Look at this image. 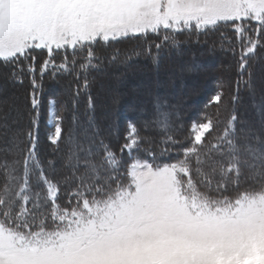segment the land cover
<instances>
[{"label": "snow or ice", "instance_id": "obj_1", "mask_svg": "<svg viewBox=\"0 0 264 264\" xmlns=\"http://www.w3.org/2000/svg\"><path fill=\"white\" fill-rule=\"evenodd\" d=\"M209 36L235 61L215 112L185 126L157 100L98 130L90 77L115 45L158 63ZM261 61L264 0H0V78L24 88L0 107V264H264V105L258 127L239 113L242 90L264 93ZM68 76L70 101L45 97Z\"/></svg>", "mask_w": 264, "mask_h": 264}, {"label": "rangeland", "instance_id": "obj_2", "mask_svg": "<svg viewBox=\"0 0 264 264\" xmlns=\"http://www.w3.org/2000/svg\"><path fill=\"white\" fill-rule=\"evenodd\" d=\"M183 39V38H181ZM207 40V44L209 45V49L204 45L203 41ZM216 39V37L214 36H209L207 38H202V44L201 46H199L201 49H203V51H200V57L204 58L206 57L207 60L203 63H197L188 60V61H176V63H172L171 61L168 62L166 58H168V60H170V56L174 55V54H178L181 51L187 50L189 51V48L191 45L189 44H185L182 48V50L180 49H165L160 53L159 56V61L154 62L148 55H146L143 52V44L142 42H138L135 40H129V41H125L126 43L122 42L119 43L121 48L119 49L121 52V55L119 57V59L115 62V63H110V62H105L101 69L99 71H95L92 73L90 79H91V83H92V92H93V97L95 100V109L96 111H94V113L92 114V116L94 115V117L98 114L100 115L101 119L103 120L101 123H99L98 125V130L102 131V132H106L107 129L109 127H120L123 128V130L125 129V127L128 124V118L130 117H126V114H128L127 112H123L122 114L119 113V106L123 105V103L125 102H129V99L127 97L130 98V96H128L127 93H120V92H116L114 91V89L120 88L122 86L127 85V82L129 80V78H127V76H125V74L127 73V71H129V73H135V70H131L129 68H127L126 71L122 72L121 74H118V72H115L114 70L117 69L118 66L127 63L129 64L130 62H133L134 65L136 64L137 61L139 60H149V62L151 63V72H156L158 73V71L160 70V67L162 68H166V72H169L170 69V79H168L169 81H171L173 84V87L175 86L176 82H179V84L181 83H185L186 81H191V78H193L192 80H196L198 82H191L190 85L188 86H181L182 89L178 90V92H175L174 95H170L169 93L165 92L166 94H163L161 97H157L154 96L153 99H157L159 100L162 105L165 107L166 110L170 111L173 113V117L174 119H178V121L186 126V117H189L191 111H188L187 115L185 116V118H182L184 116H182L181 114H179V109L184 108L186 109H191V108H198V112H201L202 110L207 111L209 113L215 112V107L214 106H208L206 108V105H209V98L214 94L215 91L219 90L220 85L224 84L225 85V89L227 90V86L229 85L230 82H233L235 80V61L234 59H231L230 61H228L227 65L224 63L223 61V66H226V70L225 71H221V66L218 65L219 62L214 59L213 57L218 55V56H226V53L228 54L229 51L227 50V48H221L220 45L217 43V47L218 49H216V54H213V50L212 47L210 46V44L213 43V41ZM128 43V44H127ZM119 44L115 45V47L118 49L119 48ZM213 45V44H212ZM194 47H198V46H194ZM211 47V48H210ZM133 49H135V52H133ZM152 54L156 55L155 49L152 50ZM193 59L195 58V55L190 56ZM188 63V64H194L196 66V70L194 71H184V63ZM132 63V64H133ZM180 63L179 67L178 64ZM131 64V63H130ZM112 68V71H109ZM119 71V70H118ZM179 73H178V72ZM110 73V75H112V78L114 81H109V82H104L102 83L101 78L103 74L106 73ZM146 72H149L148 70H146ZM175 72L174 75H172ZM256 74L257 77H264V61L258 62L256 65ZM166 77L168 74H164ZM188 76V77H186ZM196 76H198V80L196 79ZM94 81H96L95 85H94ZM166 81H162L161 83H165ZM1 83V80H0ZM73 81H72V77L68 76V77H64L61 78L57 83H53L50 79H46L43 81V85H44V92H45V97H47L48 94L50 93H55L57 95V97L60 100H69L70 101V91H69V85H71L73 87ZM145 83V82H144ZM190 83V82H189ZM53 84V85H52ZM147 84V83H146ZM149 86H147L149 88V90L151 89L152 91L156 88V91H159L157 88L160 86V82L158 81H154V82H149ZM52 85V86H51ZM144 85V84H143ZM142 85V87H143ZM10 86L12 87H4L0 86V107H3L5 110L7 109V107L11 106L14 102L17 105H21L23 104V94L24 91H20L18 92L17 90H13L18 88H21L19 86H13L10 84ZM25 87H27V81L25 82ZM134 87V86H132ZM172 87V88H173ZM137 89L139 88L138 86L136 87ZM136 88H134V90H136ZM22 89V88H21ZM176 89V88H174ZM150 90V91H151ZM103 91H107V93H109V95L107 96L106 99H104L105 97H102L103 100H99L97 101V93L100 94ZM194 92L195 95V99L192 105H188L186 106V101L183 100V96L187 95L188 92ZM8 92V93H7ZM18 92V93H17ZM134 92V91H133ZM136 92V91H135ZM149 92V91H148ZM7 94L6 96L3 97L4 94ZM145 94V93H144ZM263 94V95H260ZM150 97V96H149ZM163 98L165 99H169L167 100H163ZM177 98H181L180 100ZM136 100V99H135ZM135 100L133 101V103L135 102ZM85 101V100H84ZM152 101V100H151ZM151 101H145V103H149V105H147V110L149 111V114L146 115V111H141L138 112L137 109L131 108L130 105L125 107L126 109H130L132 115L136 118L137 121H139L140 123L144 122V116L146 115V118L151 119L153 116V105L155 104H150ZM169 101L172 102H176L172 107L167 108ZM182 102V103H181ZM140 104H142L141 102H139ZM184 103V104H183ZM129 104V103H128ZM143 105V104H142ZM264 105V93H261L260 91L257 92L255 97L250 96L247 92L245 91H241V102L239 104V108H241V113L240 116L242 118H245L247 120H249L250 122H252L253 124H255L257 127L260 124V121L262 119V113L260 111V107ZM68 107H70V103L68 104ZM83 107L85 109V103L83 102ZM103 110L102 114L100 111L98 110ZM70 111V110H69ZM98 112V113H97ZM96 113V114H95ZM118 113H119V117H118ZM134 114V115H133ZM125 115V117H123ZM194 115V114H192ZM190 115V116H192ZM249 117H248V116ZM121 118V122L118 121ZM110 119V120H109ZM185 120V121H184ZM95 122V121H94ZM81 127H83L81 130V135H83V130L87 129V122L85 119L81 120ZM120 129V128H119ZM96 130L94 129H88L89 132ZM122 130V131H123Z\"/></svg>", "mask_w": 264, "mask_h": 264}, {"label": "trees", "instance_id": "obj_3", "mask_svg": "<svg viewBox=\"0 0 264 264\" xmlns=\"http://www.w3.org/2000/svg\"><path fill=\"white\" fill-rule=\"evenodd\" d=\"M124 43H126V42H124ZM212 44H210V46L212 47L213 54H216L215 52H216V49H218V47H217L216 44H215V46L212 45ZM118 46H119L118 49H120L121 48L120 44ZM206 47L208 48L209 45L207 44ZM200 51H203V49H201L199 46L198 47H194L193 45H191L190 48H189V51H187V50L181 51L178 54H174V55L170 56L171 57L170 60H168V58H166V59H167L168 62L171 61L173 64L176 63V61L178 62V61H188V60H191V61L194 60L193 63L194 62L203 63V62H205L207 60V58L206 57H204V58L200 57V55H199L200 54ZM193 55H195V58L194 59L192 57H190V56H193ZM213 58L216 59L219 62L218 65L221 66V64H222L221 71H225L226 70V66L225 67L223 66L224 63L227 65L228 61H230L231 59H234V57H233V55H232L231 52H229L228 54L226 53V56H223L222 57V56L216 55ZM223 61H224V63H223ZM130 63L129 64L124 63V64L118 66L116 70H114L115 72H118V74H121L122 72L126 71L127 68H129L130 71L136 69L135 73L134 72L133 73L132 72L129 73V71H127V73L125 74V76H127V78H129V80L127 82V85L122 86L120 88H117L116 87L114 89V91H116V92L127 93L128 96H130V98L127 97L129 99V102H125V103H123V105H120L119 106V110H118L119 113H121V114L123 112H127L128 113V114H126V117L127 116L129 117L130 116L128 118V121H137V120H136V118L134 116H131L132 115L131 110L130 109H126L125 107H127V106L130 105L131 108L137 109L138 112H141L143 110L146 111V115H148L149 114V111L146 108H147V105H149V103L147 104V103H145V101H147V100L148 101H151L152 100L151 103H150L152 105V104H154L157 101V99H153L154 96L161 97L163 94H166L165 92L169 93L170 95H174L175 92H178V90H181L182 89L181 86H188V85L191 84V82H198L196 80H192L193 78H191V81H189L190 83L188 81H186L185 83H182V84L181 83L179 84V82H176L175 86L173 87L174 82L172 83L171 81L168 80V79H170V73H171L170 72V69H169V72H166V68L164 69V68L160 67V70L158 71V73H156V72L153 73V72H151L152 71L151 70V63L147 59H145V60H143V59L142 60H139V61L136 62L135 65H134L133 62H130ZM179 65H180V63L178 64V67H179ZM184 65H188V63H186V64L184 63ZM146 70H148L149 72H146ZM109 71H112V68ZM172 73H173L172 75L175 74V72H172ZM164 74H168L167 77ZM186 77H188V76H186ZM100 78L102 80L101 81L102 83L109 82V81L110 82L111 81H114L113 78H112V75H110L109 72L106 73V74H103L102 77H100ZM46 79H48V78H46ZM196 79L198 80V76H196ZM0 80H1L0 86L2 84V86H4V87H6V86L11 87L10 84L6 83L2 78H0ZM72 81H73V79H72ZM154 81L160 82V86L157 88L159 91H156V88L153 91L150 89L151 90L150 91L149 88L147 87V86L151 85V84H149V82L151 83V82H154ZM162 81H166V82L163 84V83H161ZM93 83L95 85L96 81H94ZM142 85H143V87H142ZM91 86H92V83H91ZM132 86H134V87H132ZM137 86L139 87L138 89L136 88ZM73 87H75V83H73ZM134 88H136V90H134ZM174 88H176V89H174ZM13 90H17L18 92H20V91H24V88L21 89V88H18L17 87L16 89H13ZM89 91L91 93V96L93 97V92H92V88L91 87H90ZM194 93H195V91L194 92L192 91L190 93L188 92L187 95H184L183 96V100H185V101L187 100L186 101V106L193 104L194 99H195ZM6 95L7 94L5 93L3 95V97L6 96ZM108 95H109V93H107V91H103L100 94L97 93V96L98 97L96 99H97V101L103 100L102 97H105L104 99H106ZM260 95H263V94H260ZM164 99L165 98H163V100ZM178 99L180 100L181 98H177V100ZM84 100H85V98L84 97H81V102H80V105H79V109H80V113H81V120L82 119H85L86 120V117H85V114H84V110L85 109L83 107ZM134 100H135V102L133 103ZM165 100H167V99H165ZM139 102H141V103L143 102L142 103L143 105L140 104ZM167 103H168L167 108H170L176 102L169 101ZM170 104H173V105H170ZM70 106H71V103H70ZM68 108L70 110V107H68ZM184 108H186V107H183V108L179 109V114H181L182 116H184L182 118H185V116L187 115L188 111H191L190 115L194 114L192 116L189 115V117H186L185 118L186 125H187L188 122L191 119H193V118H195L197 116L198 108L197 107L196 108H191L189 110L188 109L185 110ZM94 111H96V109H94ZM98 111H100L101 114H102V111L103 110H100L99 109ZM241 111H242L241 108H239V113H241ZM119 113H118V117H119ZM146 115L143 117L144 119L146 118ZM93 117H94V115H93ZM123 117H125V115ZM173 120H178V119L177 118L174 119V117H173ZM94 121H95V124L98 125L103 120L101 119L100 115L97 114L94 117ZM118 121L121 122V118ZM82 128L83 127H81V129ZM119 128H120L121 131L123 130V128H121V126Z\"/></svg>", "mask_w": 264, "mask_h": 264}]
</instances>
